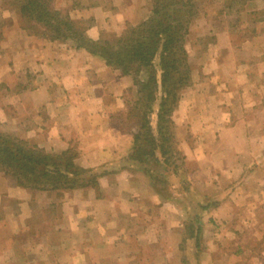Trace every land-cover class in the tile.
I'll use <instances>...</instances> for the list:
<instances>
[{"label": "crops", "instance_id": "obj_1", "mask_svg": "<svg viewBox=\"0 0 264 264\" xmlns=\"http://www.w3.org/2000/svg\"><path fill=\"white\" fill-rule=\"evenodd\" d=\"M149 2L72 0L94 41L145 21ZM226 4L205 0L189 29L192 85L173 119L190 174L182 190L168 177L164 196L149 178L154 173L128 157L136 129L116 121L126 110L131 78L72 46L35 42L33 62L22 60L36 63L30 68L41 76L42 98L35 88L5 96L20 101L12 132L45 153L77 145L75 163L98 174V191H61L57 199L55 192L15 186L0 173V264L54 261L45 244L50 231L58 241L52 248L73 264H264V0H242L233 17L223 11ZM11 14L0 18L14 24ZM11 30L16 39L27 36ZM203 40L212 43L198 46ZM26 230L42 236L35 244L42 254L15 241Z\"/></svg>", "mask_w": 264, "mask_h": 264}, {"label": "trees", "instance_id": "obj_2", "mask_svg": "<svg viewBox=\"0 0 264 264\" xmlns=\"http://www.w3.org/2000/svg\"><path fill=\"white\" fill-rule=\"evenodd\" d=\"M17 3L25 31L33 33L41 24L44 31L40 34L50 41H71L74 49L83 50L132 78L137 97L133 103H126L122 119L123 125L126 122L129 129H136L129 159L141 166L152 161L165 169L162 176L153 175L150 167H144L161 195L167 194L168 174L178 177L180 185L186 186L185 158L179 153L168 119L180 93L191 84L183 45L195 19L191 0H153L145 21L125 26L119 36L101 33L95 41L86 36L88 25L84 21L50 13L49 0ZM11 138L0 134V168L14 178L17 186L44 192L97 187V175L75 165L77 152L67 149L59 155L46 154L25 141ZM193 231L197 237L200 227Z\"/></svg>", "mask_w": 264, "mask_h": 264}, {"label": "rangeland", "instance_id": "obj_3", "mask_svg": "<svg viewBox=\"0 0 264 264\" xmlns=\"http://www.w3.org/2000/svg\"><path fill=\"white\" fill-rule=\"evenodd\" d=\"M204 1L205 0H191L192 7H193V10H194V14H195V19L198 18L199 13L202 11V5H203ZM207 1H209V0H207ZM227 1L229 2V4L222 5L223 6V11L224 10L227 11L226 16L233 17L234 14H236L238 12V10H239V8L241 6L240 2L242 0H226V2ZM64 2H65V5H64ZM152 2H153V0H150V2H149L150 3V7L152 5ZM215 2H216V4L218 3V1H215ZM18 3H19V1H18ZM18 3H17V0H0V16H4L5 14H6L5 16H9V14L13 13L11 15L15 18V21H14L15 25L11 22V20H8L10 17H6L7 20H4V19L0 18V30L3 29L4 31H7V30L10 29L9 30L10 32H6L5 37H0V134L3 135V136L8 135V136L12 137L11 139L14 138V139H18V140L23 141V139L17 138V136L12 132V129H11V121L15 122V124H18V123H16L19 120V117L16 114V108H18V106L20 104V101H14V100H11L10 98H5V96L6 97L8 96V97L17 98L16 95H18L21 92H23L22 89L35 88V90H34L35 92H33V93H35L36 95L40 94L39 98L41 100V98H42V95H41L42 94V89H43V86H44L42 84V80L40 79L41 76L40 77L38 76V70L36 69L37 67H35L32 70L30 68L33 65L34 66L36 65V63H32L33 62L32 59L34 58L33 56H35V54L33 52L37 48L42 46L43 44H44V46H48L49 48H55V47H58V46H61V45H68V46H72L73 47V44H72L71 41H68V40L65 41V42L64 41H50L48 39V37L42 36L40 34V32L44 31V28H43V26L41 24H39V26L36 28L35 32L33 30V33L32 32L29 33L28 31H25L23 29V27H21V24L23 25L24 23L20 20L19 15H18V13H20V12H18V6H19ZM61 3H63V5L65 7H61ZM48 9H49L48 11L50 13H53V12L57 13L58 12V15H60L61 17L69 18L72 21H78L79 20V19H76L77 14L73 11L74 5L72 4V0H49ZM214 11H216V8L214 9ZM216 12H218V10ZM148 17H149V15L147 16V18ZM82 21H84V20H82ZM84 22L86 23L85 25H88L87 21H84ZM192 23H191V25H192ZM138 24H140V23H138ZM138 24H136V25H138ZM126 26H127V24H126ZM88 27H89V25H88ZM11 29H14L13 31H15V30H18L19 32L22 31L27 36H22L21 38L16 39V37L13 35V32H12ZM121 33L120 34L105 33V34L119 36V35H121ZM188 34H189V32H188ZM86 36H87V34H86ZM192 39H193L192 37L190 38V36L186 35L185 40H183V45H185V51H186V55H187V60H188V63H189L190 69H191V84H190V86L192 85V76H193V68H192V66L194 64V61L190 58L191 55H192V52L194 53V51H193L194 47L191 44ZM36 41H38V43L40 45H39V47L37 45V47L34 48L33 46H36V43H35ZM211 43L212 42L209 41V40H207L206 42H204V40H203V41L198 42L197 45L198 46H206V45L211 44ZM50 44L53 45L54 47L50 46ZM23 56H25L28 60H32L30 66H26L25 65V61L22 60ZM200 57H201V55H200ZM205 59L206 60H210V59L213 60V57H211L209 55H205ZM27 62L28 61L26 60V64H27ZM122 76H124V75H122ZM142 76H144V78H145V75H142ZM131 80H132V78H131ZM190 86L188 88L184 89L180 93L179 99H178V101L176 103V107L172 110V112L170 114V117L168 119L169 122L173 126V132H174V136H175L176 141H177L179 153L184 158H185V154H184V151L182 150V147H181V144H180V140H179L180 138L177 135V128H176V123L174 122V119H173V115L179 109V104H180L179 102H180V98L182 96V93H184L187 89H189ZM136 97H137L136 87L133 84V89L130 90V92L128 94V97H127L128 99H126V103H129V104L133 103L134 100H136ZM125 107L127 108V106H125ZM4 113L7 114V115H5ZM125 113H126V111L124 112V114ZM124 114H122V115L119 114L120 116L118 115L119 117L116 119V121L118 122V120H119V122L123 126L122 129L127 130V129H129V126L126 124V122H125V125H123ZM24 124H27V123L25 122ZM73 145H74V147L70 146L68 148V150H72L74 152H78L77 145H75L74 143H73ZM33 148H36V149H38L40 151H43V150L37 148L36 146H33ZM62 152H64V151H62ZM62 152L46 153V154L59 155ZM77 158H78V155H77ZM77 158L74 159V163L77 160ZM75 165H76V163H75ZM76 166H78V165H76ZM142 166L143 167H150L154 174L156 173V174H160V175L163 176L164 173H166L165 169L160 168V166H158V165L155 166L154 162H152V161L151 162L148 161V162H146L145 165H142ZM184 166L186 167L185 164H184ZM78 167H80V166H78ZM80 168L84 169V170H90L92 173L97 175V180H98L99 176L94 170L89 169V168L88 169L82 168V167H80ZM188 172L189 171L187 170V168L186 169L183 168V174H184V178H185L186 182H187ZM0 173H2L4 175V177L10 179V182L13 183L15 186H17L15 184L14 178L12 176H10V175H7L1 168H0ZM189 174H190V172H189ZM171 176H172L171 174H168L166 178H168V177L171 178ZM174 178L175 179H170V181H172L177 187H178V184H179V190H182V189L186 188L185 185H180V183L178 182V177H174ZM18 187H20V186H18ZM97 187L96 188L85 187L83 189H78V190H81L82 192L88 191L90 189H92L94 191H98ZM161 187H162V184H161ZM23 189H25V188H23ZM73 191L74 190L62 191V193L63 192H70L71 193ZM30 192H41V191L31 190ZM42 192H44V191H42ZM49 192H55L57 199L62 198V196H63V195H61V191H49ZM82 198L84 199L83 196H82ZM176 201H178L177 204L180 205V206H183V204H185L184 197H182L181 195H179V197L177 198ZM192 204L195 205L194 200H193ZM84 206H86V203L84 204ZM89 207L90 206L87 207V210H89ZM84 210L85 209H82V213L81 214H83ZM83 215L86 218L90 217L88 215V211H86ZM183 215H185L186 217L188 216V214L185 213V212H184ZM202 215H203V212H201V216ZM84 217H82V218H84ZM183 222H191V220L185 218V219H183ZM41 237L42 236L40 234H38L35 230H32V231L26 230L23 233L18 234L15 237V241L19 245L22 244V243H25L26 244V249H31L33 251L36 250L38 253L42 254L43 252L35 246V244L40 241ZM163 238H166V239L169 240L171 238V236H170V234H168L167 237L164 236ZM184 239H185V236H184ZM57 242L58 241L55 240V236L51 233V231H50V235H49L48 238H47V236H45V244L48 247H50L49 255L51 257L52 256L55 257L54 261H53V258H49L46 261H41V262H38V263H36V261L33 262V263L29 262V261L27 262V260H26L25 262H23V264H35V263L36 264H73L72 260H70L67 256H64V255L61 254L62 251L54 250L52 248V246L54 244H56ZM181 242H184V241L183 240L180 241V245H179L178 252H177L178 255L180 253V255H179L180 258H182V251L184 249L183 247H185L184 244H182ZM48 251H49V249L47 251L45 250V254H48ZM69 252H66V255L69 254ZM72 254H74V251L72 252ZM35 255L37 256V254H35ZM175 259L177 260V258H175Z\"/></svg>", "mask_w": 264, "mask_h": 264}]
</instances>
